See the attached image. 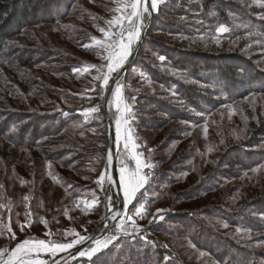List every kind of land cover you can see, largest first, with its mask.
Masks as SVG:
<instances>
[{"label":"rangeland","instance_id":"rangeland-1","mask_svg":"<svg viewBox=\"0 0 264 264\" xmlns=\"http://www.w3.org/2000/svg\"><path fill=\"white\" fill-rule=\"evenodd\" d=\"M59 2L53 12L57 15L54 24L41 15L38 25L25 27V34L12 38L9 46L15 43L26 61H35L30 66L20 64L18 71L20 81L33 84L34 95L47 98L33 110L42 116L40 127L51 133L62 121L82 128L89 136L87 155L91 160L84 164L77 160L83 164L78 176L61 178L69 185V198L61 197L57 206V194L51 192L43 199L35 186L58 180L56 172L34 174L33 164L25 158L17 163L18 172L0 173V253L10 254L24 240L30 244L36 240L68 243L78 238L73 234L87 238L107 215L100 235L82 249L91 248L95 240L108 241L100 257L103 264H264V199L255 193L260 185L257 181H264V131L259 134L264 127V94L255 91L236 98L237 91H244L250 82L240 84L236 79V89L223 87L217 65H231L235 73L246 72L248 65L264 75V31L260 30L264 27V0H218L207 10L198 0H160L135 62L115 86L122 89L120 112L113 93L110 99L118 186L121 167L128 170V176L136 169L133 154L140 159V175L146 176L144 188L118 216L112 185L105 191L111 177L103 103L120 69L110 74L106 87L101 85L108 72V57L118 52L109 45L119 41L121 30L108 21L127 15L124 5L130 0ZM218 7L226 12L225 19ZM118 8L121 10L116 11ZM147 18L146 13L141 33ZM222 26L228 31L220 33ZM135 27L123 21L125 38ZM102 28L109 31L108 37ZM138 40H133L131 53ZM6 76L10 80V74ZM17 93L25 102L35 103L19 87ZM158 98L174 105L170 113L180 118L151 135L147 127L153 123L152 117L168 115L157 112L159 106L152 101ZM13 110L8 118L26 123L28 108L16 104ZM118 116L122 117L119 139ZM14 133L20 134L18 130ZM63 135L54 136V144L46 151H72L60 144L70 138ZM20 151L30 149L21 148L16 159ZM67 153L61 159L75 155ZM239 160L260 165L248 171L235 164ZM105 170L107 175L100 181ZM44 175L48 178L43 179ZM168 181L173 184L164 192ZM140 205H144L142 214L135 215ZM247 225L251 228L246 229ZM212 242L218 243L214 249ZM66 251L33 252L29 258L47 264ZM62 264L90 261L78 252Z\"/></svg>","mask_w":264,"mask_h":264},{"label":"trees","instance_id":"trees-1","mask_svg":"<svg viewBox=\"0 0 264 264\" xmlns=\"http://www.w3.org/2000/svg\"><path fill=\"white\" fill-rule=\"evenodd\" d=\"M198 1L199 4H201V7L205 10H207L209 6L214 3L218 4V0ZM37 2H40L42 6L37 5ZM59 3V0H0V173L4 172L3 174L7 175L9 173L12 174L14 171L18 172L17 163L25 158L26 161H29V165L33 164L34 174L39 171H42L41 173H43L44 170L49 171V173L56 172L55 174L57 175L58 180L52 181V183L50 181H47L43 185L39 186L35 184L36 190L42 193L43 199H45L51 192L57 194L56 201H54V204L56 206L61 197L65 199L67 197L69 198V195H67L69 185L68 183L62 182L61 178L78 176L77 172L79 168L83 166L85 162L84 160H91V157L87 155V151L91 150L90 145L86 142L89 136L88 134L83 132L82 128H72L65 125V123H63L62 121L55 126L51 133H48L50 131H48L47 128L44 129L45 127H40L42 116L38 113H35L33 110L35 108H38V105L46 102L47 98L43 95L41 97L34 95L31 92L33 84L27 80L20 81V71H18V66L20 64L30 66L31 63L35 61H33V58H29L27 59L28 61H26L25 56H21L19 54L22 49H18L15 46V43H12L13 46H9V42L10 40H12V38L25 34V27L30 28L38 25L41 22V15L47 16L48 19L50 17L51 19L50 21H48V24H54V21L57 20V15L55 16L53 12H55V10L60 7ZM217 10L218 14L222 15V17L225 19L226 12H224L223 8L218 7ZM260 30L264 31V27H262ZM217 65L220 71L218 72V77L223 87L229 86V88L233 87L234 89H236V86H239L234 85V80L236 79L241 82L240 84H244V81L250 82V85L244 91H237L238 93L235 94L236 98H242L248 93H252L255 91L264 94V75H262L259 69V72H256L253 69H250L248 65H246V72L242 71L241 73H235L231 65H226L225 63H218ZM6 73L10 74V80L8 76L5 77ZM18 87L22 89V92H26L27 96L34 98L35 103L30 104L29 102H25L23 99H21L22 95H18L17 93ZM36 98H38V100ZM149 98L153 99L151 97ZM153 100H155V98ZM152 102L156 104V106H159L158 109L156 108L157 112H159L160 114H162L161 112H163V114L168 113V115L166 116L154 115L152 117L153 123H150L148 125L147 130L152 132L151 135H154V133L157 134L161 131V129H164L169 122L179 120L180 117L176 114L173 115L172 113H170L173 112L174 105H171L169 102H166L163 99H160L157 102ZM16 104L28 108V113L25 114L27 120L26 123H13V118H8L10 113L15 112L13 108ZM171 106L172 109L170 108ZM11 129H13L14 132L18 130L20 134L18 135L14 133L13 131H11ZM263 131L264 127L260 129L259 134H263ZM63 134L69 135L71 139L68 137L66 140L67 142L64 141L60 144L68 148H73L72 151H68V153L65 150L56 153H54V151H46L45 148L54 144L52 138L54 136H62ZM29 135L31 137H29ZM40 135L43 137L45 136V138L38 140L37 138H40ZM62 137L66 136L63 135ZM21 148H27L30 149V151L28 153L20 151L18 157L19 159H16L18 151ZM154 151L157 152L158 148L155 147ZM73 152L75 155L67 156L61 159V154H71ZM82 152L85 153L81 155ZM237 159L238 158L236 157V160ZM14 160L16 161L15 163ZM77 160H81L83 164L81 162L76 163ZM36 162L40 163H38L37 165ZM47 162H49L51 165L45 166V163ZM235 164L248 171L260 165L259 162L254 163L241 160L236 161ZM2 165L5 166L4 170L2 169ZM44 178H48V175H46V177L44 175L43 179ZM257 182L260 185L258 186V189H255L256 191H254L257 195H259L258 199L261 200L264 199V181L260 180ZM172 184L173 183L171 181H168L163 191L165 192L166 188L171 186ZM108 191H110V187H108L107 192ZM258 192L260 193L258 194ZM112 197L117 200L116 195L112 194ZM245 228L250 229L251 227L247 225V227ZM212 245L214 249V247H216L218 243L212 242ZM212 245L210 243L208 246Z\"/></svg>","mask_w":264,"mask_h":264},{"label":"snow or ice","instance_id":"snow-or-ice-1","mask_svg":"<svg viewBox=\"0 0 264 264\" xmlns=\"http://www.w3.org/2000/svg\"><path fill=\"white\" fill-rule=\"evenodd\" d=\"M160 0H130V3L124 5V10L127 12V15H121L118 17H114L112 20L108 21L109 25H117L121 30L119 32L120 39L116 41L114 44H110L109 47L118 48V52L115 55H110L108 57V72L103 75V84L101 87H106L108 85L110 74L113 72H117L124 64L126 60L129 59L131 55V46L134 39L138 40L141 35V26L143 23V19L145 14H150L151 12H156L159 10ZM130 9V11H128ZM121 9H116V11H120ZM127 20L130 23L136 25L134 31H128L127 37L125 38L124 30H123V21ZM100 31L104 34L105 37L109 36V31L105 29H100ZM228 31L227 27H220L219 32L225 33ZM115 36V34H113ZM96 43H101V41L97 40ZM161 61L165 60V57H159ZM113 96L116 101L117 112H120V101L122 98V89L120 86H117L114 89ZM128 109H125L127 111ZM89 111L97 112L98 109L90 108ZM121 122L122 117L118 116L116 119V131L117 138L119 139L120 130H121ZM124 122H127L126 120ZM130 140L131 137L129 136ZM127 147V145H126ZM132 159L136 162V169L131 174V176L126 175L128 170L124 167L120 169V184L119 188L123 191V208L127 209L129 204H131L136 197L137 193L140 189L144 188L146 182V176L140 175V159L136 154H133ZM107 172L105 170L104 173H101L99 177L100 181L105 179ZM28 199L27 196L24 198ZM144 205H140L135 208V215H141V209ZM162 210L158 209L157 212ZM115 219V217H114ZM128 220H132L131 216L127 217ZM134 225V221H133ZM122 227V226H118ZM239 231V230H238ZM77 235L78 238L72 239L68 243H60V242H46L45 240H36L30 244L29 240H24L21 243L16 245V248L11 251L10 254L0 253V264H42V261L33 260L29 257L33 252L39 254L41 251H47L50 253L62 252L67 249H71L74 245L82 243L85 239H92L91 237H84ZM108 241H100L95 240L94 245L91 248L79 251V256L89 258L90 264H103L100 261L101 255L105 249L108 248ZM23 254V255H22ZM7 255L5 259L4 256Z\"/></svg>","mask_w":264,"mask_h":264},{"label":"water","instance_id":"water-1","mask_svg":"<svg viewBox=\"0 0 264 264\" xmlns=\"http://www.w3.org/2000/svg\"><path fill=\"white\" fill-rule=\"evenodd\" d=\"M151 20H152V12L148 14V18L144 25V29L129 59L124 63L123 67L120 68L118 73L115 75L113 81L109 85L108 90L105 95L104 103H103L104 114H105V117L107 120V126H108V138H109L108 154L110 155L109 173L111 176V180L107 181L105 191H107L108 187L112 185L114 193L116 194L117 200H118V203L115 209L116 216H118L123 211L124 208H123V198L119 190L117 175H116L114 131H113V125H112L110 111H109L110 99H111V96H112V93H113V90L116 84L122 78V76L126 74L128 68L133 64L136 58V55L138 53V50L141 44L143 43V40L146 35V31L151 23ZM106 219H107V215H103L98 227L88 236V237H91L92 239H85V241H83L82 243H79L78 245L74 246L73 248L69 249L63 254H60L58 256H53L47 264H62L72 259L80 250H82L87 244L92 242L94 239H96L100 235L99 231L102 227V224L105 222Z\"/></svg>","mask_w":264,"mask_h":264},{"label":"bare ground","instance_id":"bare-ground-1","mask_svg":"<svg viewBox=\"0 0 264 264\" xmlns=\"http://www.w3.org/2000/svg\"><path fill=\"white\" fill-rule=\"evenodd\" d=\"M123 67V66H122ZM111 177V176H110Z\"/></svg>","mask_w":264,"mask_h":264}]
</instances>
